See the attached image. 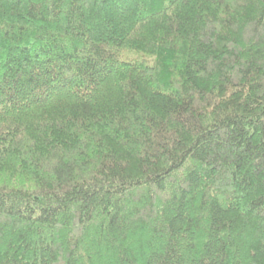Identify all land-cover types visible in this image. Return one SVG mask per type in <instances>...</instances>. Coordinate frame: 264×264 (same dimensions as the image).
<instances>
[{
    "label": "trees",
    "instance_id": "obj_1",
    "mask_svg": "<svg viewBox=\"0 0 264 264\" xmlns=\"http://www.w3.org/2000/svg\"><path fill=\"white\" fill-rule=\"evenodd\" d=\"M0 264H264V0H0Z\"/></svg>",
    "mask_w": 264,
    "mask_h": 264
}]
</instances>
